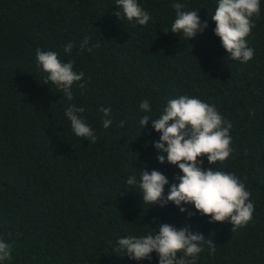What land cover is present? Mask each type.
I'll use <instances>...</instances> for the list:
<instances>
[{
  "label": "trees",
  "instance_id": "trees-1",
  "mask_svg": "<svg viewBox=\"0 0 264 264\" xmlns=\"http://www.w3.org/2000/svg\"><path fill=\"white\" fill-rule=\"evenodd\" d=\"M151 14L146 26L118 20L116 0H0V238L12 258L0 264H158L116 251L117 241L143 236L168 223L211 239L197 264H264V0L246 37L254 57H228L211 16L218 0H138ZM200 10L208 28L186 40L165 34L175 20L172 4ZM89 37L92 52L79 51ZM74 42L71 54L63 49ZM55 51L84 72L85 88L72 86L73 100L36 66V50ZM195 97L215 106L231 122L232 155L211 165L235 173L251 192L253 219L232 232L230 223H209L193 205H144L129 176L157 170L169 180L178 167L156 159L160 134L140 118H159L170 99ZM149 100L150 112L141 101ZM69 104L97 135L78 138L65 116ZM101 107L111 108L103 127ZM125 124L120 128V122ZM202 167H209L204 157ZM195 213L189 217L188 213Z\"/></svg>",
  "mask_w": 264,
  "mask_h": 264
},
{
  "label": "clouds",
  "instance_id": "clouds-1",
  "mask_svg": "<svg viewBox=\"0 0 264 264\" xmlns=\"http://www.w3.org/2000/svg\"><path fill=\"white\" fill-rule=\"evenodd\" d=\"M117 11L113 13L118 20L132 22L133 25L146 26L152 19L151 14L139 4L138 0H116ZM175 20L171 30L165 29V34L171 32L182 34L186 40L194 38L208 28V21L201 22L200 10L185 11L184 5L172 4ZM260 16V0H218L211 21L215 23L214 35L219 38L221 46L232 60L247 63L254 57V49L248 47L246 37L255 27L253 17ZM89 37L79 44V51L92 52L93 46ZM74 42H69L63 49L65 54H71ZM36 66L44 76V84L51 83L64 98L73 100L72 86L77 83L85 88L84 72L76 71L71 61L62 62L55 51L36 50ZM139 108L150 112L149 100L141 101ZM83 107L69 104L65 108V116L70 121L71 130L78 138L97 142V135L82 117ZM103 127L108 129L112 124L111 108L101 107ZM152 123V128L159 133V140L154 143L158 152L156 159L163 165L167 162L178 167L181 175L174 177L167 197L164 196L165 186L169 185L168 178L157 170L139 172L137 176H129L126 183L138 186L144 205L161 207L173 204L181 213L187 209L182 205H193L202 217H210L209 223H230L232 232L245 227L252 219L255 210L251 200V192L235 173L215 170L211 165L227 160L234 149L231 147L232 124L213 105L202 100L181 95L170 99L163 108L159 118L150 119L142 116L139 124L142 129ZM120 122V128L124 126ZM206 157L209 167H202ZM189 217L195 213H188ZM155 231L143 235H129L117 241L116 251H125L126 256L135 261L151 260V254L156 253L158 264H197L199 255L205 251L215 253L216 246L202 233L192 232L188 227L177 229L168 223L157 224ZM12 244L0 238V262L11 260Z\"/></svg>",
  "mask_w": 264,
  "mask_h": 264
}]
</instances>
